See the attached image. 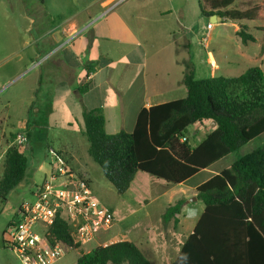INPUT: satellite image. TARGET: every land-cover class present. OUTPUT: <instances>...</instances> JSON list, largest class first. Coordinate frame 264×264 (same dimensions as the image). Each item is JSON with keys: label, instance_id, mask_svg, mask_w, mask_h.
Segmentation results:
<instances>
[{"label": "crops", "instance_id": "0c3cea01", "mask_svg": "<svg viewBox=\"0 0 264 264\" xmlns=\"http://www.w3.org/2000/svg\"><path fill=\"white\" fill-rule=\"evenodd\" d=\"M111 1L96 0L84 9L58 18L46 13L44 0H0V40L5 49L0 57V90L6 83L31 79L26 91L17 96L18 104L4 99L7 112H0V164L16 136H26L24 151H21L27 157V153L32 155L33 171L37 173L31 194L32 188L51 172V151L65 158L74 173L87 177L92 187L94 165L90 161L93 160L89 155L90 143L83 133L85 111L102 110L109 134L132 133L143 109L187 97L186 65L191 64L195 78L201 80L196 77L200 60L195 50L199 0H126L123 3L117 0L114 4ZM261 15L264 20V8ZM214 16L215 25L224 23L221 16ZM212 17L209 22L213 23ZM240 29L236 24L234 32L238 38ZM206 31L208 36L212 32ZM207 55L211 78L220 73L221 65L228 69L221 76L232 77L230 70L238 62L259 63L264 67V39L255 38V42L248 44L228 41L225 47L214 48ZM248 67L245 72L252 68ZM84 86L89 89L82 94ZM197 125L193 130L197 144H191L193 148L215 126L205 122L191 127ZM187 136L191 143L190 135ZM80 140L86 143L80 146ZM226 158L179 185L158 178L151 183L146 180L147 173L138 172L123 195L111 183L113 189L106 185L101 196L92 190L93 196L113 213L114 223L77 250L88 253L98 246L128 241L153 264L155 258L149 254H153L154 247H159L161 239L183 237L176 248L165 241L161 250L160 264H173L205 212L198 188L233 165L214 168ZM201 174L206 176L194 183ZM179 200L185 202L177 216L178 224L174 220L165 223L166 209ZM86 246L91 248L84 251ZM70 251L76 250H69L55 264H71L66 257Z\"/></svg>", "mask_w": 264, "mask_h": 264}, {"label": "trees", "instance_id": "16d2710c", "mask_svg": "<svg viewBox=\"0 0 264 264\" xmlns=\"http://www.w3.org/2000/svg\"><path fill=\"white\" fill-rule=\"evenodd\" d=\"M236 1L200 0V7L203 16L219 15L238 23L244 44L255 42L243 23L263 21V7L257 3L245 11L229 10ZM184 84L186 98L143 109L132 133L109 134L102 110L85 111L83 133L90 143L89 155L118 194L129 190L138 172L173 185L184 183L264 135V73L260 68H249L239 77L197 80L188 64ZM88 89L82 87L81 93ZM205 122L215 126L193 148L188 129ZM28 169V157L18 147H10L0 180V203L24 181ZM197 192L205 212L173 264H264V146L212 177ZM184 202L170 205L163 221L174 220L177 225ZM50 231L65 245L75 250L81 247L61 217ZM77 264L152 263L134 243L124 241L83 252Z\"/></svg>", "mask_w": 264, "mask_h": 264}, {"label": "rangeland", "instance_id": "374dc122", "mask_svg": "<svg viewBox=\"0 0 264 264\" xmlns=\"http://www.w3.org/2000/svg\"><path fill=\"white\" fill-rule=\"evenodd\" d=\"M93 1L96 0H44V10L46 13L50 14H55L57 15L58 18H64L65 16H68L71 14V12H75L77 10H81L85 8V6ZM117 0H112L110 3L114 4ZM126 1V0H125ZM198 1V0H196ZM200 1V0H199ZM118 2H124L123 0H118ZM118 3V4H119ZM257 3L261 4L262 7L264 8V0H237L235 5L229 8V10H239V11H245L249 7H253ZM134 4V2H133ZM117 5V4H115ZM126 5V4H123ZM1 12V11H0ZM74 14V13H73ZM86 15V13H85ZM85 15H82V17H85ZM192 15L193 12H191V21H192ZM199 23L198 25H195V35L197 36L195 39L197 41L196 45V52L199 61V66H198V71L196 77L198 79H208L211 78V67H210V60L208 58L207 52H212V50L221 49V46L225 47V44H228V41H242L238 36H236L234 32V27L236 24L235 22L232 21H224L223 24H216L215 28L210 32L208 36V32L206 31L207 24L209 23V18L206 16H203L202 11L200 10L199 13ZM194 22L196 23V17H194ZM213 23H216V20H213ZM245 25L247 26V31L251 33L255 38L258 39H264V31L260 30L262 29V26H264V20H260L257 22H244ZM239 25V24H238ZM0 38H1V32H0ZM0 40V57L4 53V48L3 44ZM211 62H212V56H211ZM259 64V63H258ZM258 64H252V63H247L246 65L238 62L235 67H233L230 70V76L232 77H238L242 75L246 68L249 67H258L264 72V67H261ZM221 65V64H220ZM248 67V68H249ZM220 73L216 74V77L221 76L225 74L223 70H228L225 66L221 65L220 66ZM28 82H31V79H23L21 81H14L12 83H6L3 85L4 88L0 90V112L3 113L6 111L5 109V100L4 99H12V101L15 104H18L17 96L20 93H24L26 91L27 85L29 84ZM7 112V111H6ZM199 125L195 126L194 128L191 127L188 129V134L190 135V140L191 144L195 146L197 144V141L193 137V130H195ZM206 128V127H205ZM207 130V129H204ZM203 130V132H204ZM213 130V126H212ZM209 131V129H208ZM205 135V133L203 134ZM18 135L15 138L13 146L18 147L20 150L24 149L22 148L26 143L23 145H19L16 141ZM86 143V141H85ZM84 142H80V146L85 144ZM12 146V147H13ZM264 146V135L256 138L255 140L245 144L242 146L238 151L232 153L230 156H228L225 160L220 162L217 166H215V169H220V168H229L232 164H234L236 161L241 159L243 156H245L248 153H251L252 151ZM28 158H29V169L26 175V178L24 181L16 188L13 190V192L8 196L7 201L2 204L0 203V264H21L18 256L13 252L9 247L6 245V238H7V233H8V228L12 223H16L18 218H20L19 214V208L21 205L25 202H31L33 201V191L35 188H32V194H31V184L34 179V176H36L37 173H34L33 171V160L34 158L32 155L27 153ZM88 155V154H87ZM88 157V158H87ZM37 157H35L36 159ZM86 159L90 160L89 156H86ZM93 163V169H92V176H93V184H92V190L95 191L96 195H102L103 194V187H106L108 185L109 187L113 186L108 182L106 177L104 176L102 169L100 166L93 162V160H90ZM36 162V161H35ZM3 172H4V162H1L0 164V180L3 177ZM206 174H201V176H198L195 180L194 183L201 182L202 178L205 177ZM146 180L148 182L154 183L157 181V178L146 174ZM9 223H11L9 225ZM182 238L180 239H175L171 240L168 238V243H170L173 248H176L178 246V243L182 242ZM164 239H161L160 243L158 246L159 247H154L153 254H149L150 258H155L152 261L154 262L153 264H160L159 257L161 256V250L165 247V242ZM164 243V244H163ZM91 246H86L84 247L85 250H89ZM82 253L81 250H76V251H70L67 254V260L71 264H76L78 256Z\"/></svg>", "mask_w": 264, "mask_h": 264}, {"label": "built area", "instance_id": "2783aa9c", "mask_svg": "<svg viewBox=\"0 0 264 264\" xmlns=\"http://www.w3.org/2000/svg\"><path fill=\"white\" fill-rule=\"evenodd\" d=\"M214 25L209 22L208 31ZM16 141L23 145L27 137L18 135ZM51 155L50 174L35 186L34 200L22 204L17 224L8 228L6 245L21 264H55L73 249L51 235L57 217L70 225L80 245L90 243L99 231L114 223L113 213L93 196L87 177L74 173L57 152L51 151Z\"/></svg>", "mask_w": 264, "mask_h": 264}, {"label": "water", "instance_id": "95a60500", "mask_svg": "<svg viewBox=\"0 0 264 264\" xmlns=\"http://www.w3.org/2000/svg\"><path fill=\"white\" fill-rule=\"evenodd\" d=\"M215 16L212 17V19L214 20Z\"/></svg>", "mask_w": 264, "mask_h": 264}]
</instances>
